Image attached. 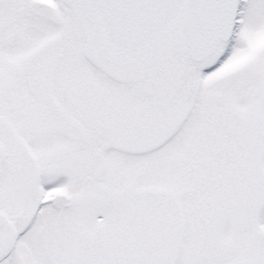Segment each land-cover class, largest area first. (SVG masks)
Returning <instances> with one entry per match:
<instances>
[{"label":"snow or ice","instance_id":"1","mask_svg":"<svg viewBox=\"0 0 264 264\" xmlns=\"http://www.w3.org/2000/svg\"><path fill=\"white\" fill-rule=\"evenodd\" d=\"M0 264H264V0H0Z\"/></svg>","mask_w":264,"mask_h":264}]
</instances>
